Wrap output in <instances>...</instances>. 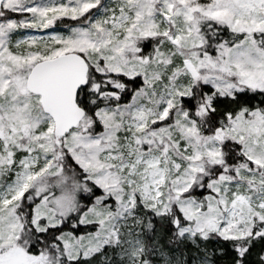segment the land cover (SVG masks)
I'll list each match as a JSON object with an SVG mask.
<instances>
[{
    "label": "rangeland",
    "instance_id": "374dc122",
    "mask_svg": "<svg viewBox=\"0 0 264 264\" xmlns=\"http://www.w3.org/2000/svg\"><path fill=\"white\" fill-rule=\"evenodd\" d=\"M2 8L14 16L0 19V264L25 255L23 194L33 190L29 202L37 183L61 172L62 149L79 173L53 180L54 191L34 205L31 223L43 231L72 211L75 225L93 227L87 236L58 237L68 260L108 244L114 264H139L145 246L136 204L158 214L178 211L180 218L171 219L186 240L198 233L241 239L264 231V113L231 115L223 129L205 134L179 101L197 83L222 96L264 92V0H4ZM102 12L92 22V14ZM79 18L84 22L69 26L72 39L63 43L23 53L11 48L16 31H44L57 19ZM207 21L241 38L217 41L208 52L201 34ZM147 39L154 47L142 51ZM70 51L96 72L139 76L141 85L127 102L99 108L58 138L24 80L34 62ZM210 102L207 94L203 110ZM228 138L239 144L243 161L213 176ZM194 187L203 190L202 199L191 195ZM169 259L163 256L162 263ZM193 264L211 263L201 258Z\"/></svg>",
    "mask_w": 264,
    "mask_h": 264
},
{
    "label": "trees",
    "instance_id": "16d2710c",
    "mask_svg": "<svg viewBox=\"0 0 264 264\" xmlns=\"http://www.w3.org/2000/svg\"><path fill=\"white\" fill-rule=\"evenodd\" d=\"M17 15L18 13H15V16ZM8 16H14V13L0 10V19ZM81 20L80 18L74 21L57 19L51 28L68 29L69 26L84 22ZM18 32L22 31H16V33ZM201 34L204 49L208 52L212 51L217 41L224 40L231 43L239 41L241 38L240 33L233 32L227 26H222L214 21L202 24ZM168 45L171 46L169 43ZM259 45L264 48V33ZM140 46L142 51H146L149 46L154 47V42L152 39H147L142 41ZM88 65L86 84L79 89L76 97L78 104L85 111L82 122L93 117L99 108L127 102L131 93L141 85L139 76L103 74L96 72L90 64ZM207 94L211 96V107L203 110ZM179 101L188 114L197 119L199 130L205 134L223 129L231 115L246 114L252 109H258L264 113V92L248 89L236 91L233 95L222 96L212 93L207 85L197 83L192 84L189 95L181 96ZM221 149L223 152L222 163L214 169L213 176L223 171L233 172V167L239 166L243 161L240 146L236 141L232 142L229 138L222 141ZM60 152H63L61 163L60 157L58 160L62 164L61 172L43 180L44 184L37 183V190L31 194L29 202L26 200V196L33 190L31 191L29 188L23 194L24 200L20 204V210L23 216L24 233L20 237L22 243L20 247L24 249L22 255H25L20 256L16 264H36L38 259L44 264H114L115 257L112 247L108 244L103 245L93 254L76 256L71 260L62 255L59 236L65 232H72L77 236H87L94 229L87 224L75 225L76 215L72 211L61 216L59 224L48 226L43 231H36L31 223L34 205L47 191H54L53 180L60 175L67 176V173L73 177L79 173V169L69 153L63 149ZM45 184L46 186H44ZM202 192V189L194 187L191 195L200 200L204 195ZM134 207L142 216L141 228L145 246V253L141 256L139 264H171L172 262L193 264V261H198L201 258H206L211 264H263L264 262V231H260L258 235L241 239L222 238L213 232L198 233L194 236V240H186L178 235L177 227H174V222L171 219L172 217L180 218L178 211L158 214L150 207L144 208L137 204ZM239 248H243V250L240 251ZM163 256H169V261L162 263Z\"/></svg>",
    "mask_w": 264,
    "mask_h": 264
},
{
    "label": "water",
    "instance_id": "95a60500",
    "mask_svg": "<svg viewBox=\"0 0 264 264\" xmlns=\"http://www.w3.org/2000/svg\"><path fill=\"white\" fill-rule=\"evenodd\" d=\"M87 70L83 57L69 52L35 63L26 76V89L39 95L40 105L52 118L57 136L75 127L84 115L76 95L86 83Z\"/></svg>",
    "mask_w": 264,
    "mask_h": 264
},
{
    "label": "built area",
    "instance_id": "2783aa9c",
    "mask_svg": "<svg viewBox=\"0 0 264 264\" xmlns=\"http://www.w3.org/2000/svg\"><path fill=\"white\" fill-rule=\"evenodd\" d=\"M19 41H21V40H19ZM14 45H15V48L17 51L20 52L22 50V48H20V44L18 42H16Z\"/></svg>",
    "mask_w": 264,
    "mask_h": 264
}]
</instances>
